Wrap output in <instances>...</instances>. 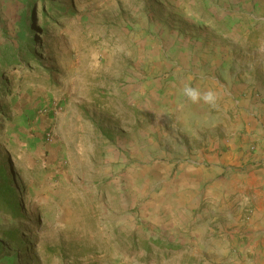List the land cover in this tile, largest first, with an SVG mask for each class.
<instances>
[{"label":"rangeland","instance_id":"374dc122","mask_svg":"<svg viewBox=\"0 0 264 264\" xmlns=\"http://www.w3.org/2000/svg\"><path fill=\"white\" fill-rule=\"evenodd\" d=\"M28 38L39 65L0 71V264H230L240 191L205 156L264 102V0H0V59Z\"/></svg>","mask_w":264,"mask_h":264},{"label":"crops","instance_id":"0c3cea01","mask_svg":"<svg viewBox=\"0 0 264 264\" xmlns=\"http://www.w3.org/2000/svg\"><path fill=\"white\" fill-rule=\"evenodd\" d=\"M262 108H264L263 101H258L254 105L246 104L238 119L241 121L240 137L233 136L222 141L219 144L220 155L205 156L211 163L210 169L219 171V167L223 166L228 169L234 168L224 177L226 180L224 187L226 191L231 187L240 191L239 210L233 215H228L230 221L228 220L226 224V227L232 228L229 231L232 233L230 248H233L234 253L231 255L230 264H264V110ZM201 171L202 167L191 171V176L196 179L193 182H199ZM187 185L182 183V194L190 193ZM242 193L245 195L242 196ZM226 213L230 214L231 210Z\"/></svg>","mask_w":264,"mask_h":264},{"label":"trees","instance_id":"16d2710c","mask_svg":"<svg viewBox=\"0 0 264 264\" xmlns=\"http://www.w3.org/2000/svg\"><path fill=\"white\" fill-rule=\"evenodd\" d=\"M37 1L42 2L44 0H27V3L31 6ZM41 11L42 13L44 11L43 5H41ZM33 48V44L28 38L22 46L20 45L18 48L14 49V52L2 55L3 57L0 59V71L2 67H8L10 65L20 66L26 62L34 63L38 66L39 60L35 56ZM0 87H2L0 91H4L5 86L0 84ZM14 178V170L11 166L9 156L6 153L0 152V212L13 219H19L22 217V203L20 200V192L14 185ZM2 234L5 238L10 239L13 232L4 231ZM1 248L2 244L0 243V250Z\"/></svg>","mask_w":264,"mask_h":264},{"label":"clouds","instance_id":"9594fccd","mask_svg":"<svg viewBox=\"0 0 264 264\" xmlns=\"http://www.w3.org/2000/svg\"><path fill=\"white\" fill-rule=\"evenodd\" d=\"M182 95L193 104L204 103L210 106H216L218 94L212 89H201L193 86L191 83H185L181 89Z\"/></svg>","mask_w":264,"mask_h":264}]
</instances>
